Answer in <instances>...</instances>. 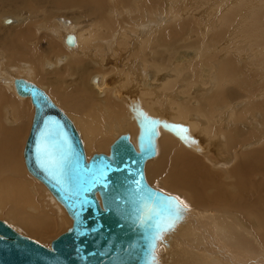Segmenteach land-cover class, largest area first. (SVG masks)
<instances>
[{
  "label": "bare ground",
  "instance_id": "bare-ground-1",
  "mask_svg": "<svg viewBox=\"0 0 264 264\" xmlns=\"http://www.w3.org/2000/svg\"><path fill=\"white\" fill-rule=\"evenodd\" d=\"M163 1L0 0V16L10 12L12 25L17 24L0 26V218L37 237L51 235L68 216L49 188L17 164L33 106L29 96L15 93L13 79L22 76L65 107L87 157L103 151L121 132L135 143L132 103L167 119L168 102L169 120L187 123L197 140L184 141L159 128L156 153L144 164L150 184H165L188 206L183 220L156 247L160 263L171 258L182 264L194 255L195 264H264V248L256 249V241L264 246V45L255 48L248 67L249 61L237 63L248 52L235 55L236 44H229L249 24L258 29L250 36H264V0H254V6L249 0L246 11L216 0L211 6L220 3V9L212 23H203L193 14L197 9L183 3L166 11ZM60 14L77 26L67 28ZM6 18L2 21L9 25ZM68 33L74 37L71 45L65 42ZM184 47H196L206 73L195 66L197 59L172 63ZM226 49L227 58H217ZM131 55L138 59L132 67L135 59L125 62ZM156 84L163 86V99L155 100L161 96ZM230 224L242 234L227 237Z\"/></svg>",
  "mask_w": 264,
  "mask_h": 264
},
{
  "label": "water",
  "instance_id": "water-1",
  "mask_svg": "<svg viewBox=\"0 0 264 264\" xmlns=\"http://www.w3.org/2000/svg\"><path fill=\"white\" fill-rule=\"evenodd\" d=\"M65 42L74 43L71 33ZM13 83L17 94L29 96L34 106L23 149L26 167L63 205L71 224L45 244L0 218V264H159L156 247L188 207L181 205L179 217L165 223L155 215L148 220L142 210L145 192L156 197L157 211L159 201L182 200L150 184L144 164L156 153L159 128L190 142L197 137L188 132L189 125L148 114L132 103L135 143L128 132H121L108 152L87 157L72 120L46 91L22 76Z\"/></svg>",
  "mask_w": 264,
  "mask_h": 264
},
{
  "label": "rangeland",
  "instance_id": "rangeland-1",
  "mask_svg": "<svg viewBox=\"0 0 264 264\" xmlns=\"http://www.w3.org/2000/svg\"><path fill=\"white\" fill-rule=\"evenodd\" d=\"M200 1L201 0H164L163 1V5H164V7H165V9H166V11H170V9H169V6H171V7H174L175 5L176 6H178V7H185V5H188L189 7H192V8H194V9H197V10H195L194 12H193V14L195 13L197 16H199V17H201V19L203 20V23H204V21H206V23H212L211 21H214L215 19L214 18H216L217 16H218V10L220 9V3H217V5H213V6H211L212 4H214L215 3V1L216 0H212V2L211 1H208L207 3H200ZM214 1V2H213ZM218 1V0H217ZM222 1V3H225V4H227V1L228 0H226V2H225V0L223 1V0H221ZM220 1V2H221ZM252 1V5L254 6V4L257 2L256 0V2L254 1V0H251ZM181 2V3H180ZM210 2V3H209ZM237 4H236V3ZM250 1L249 0H229L228 1V5H230L231 6V4L233 5V6H239L240 7V9L243 11H246V10H248V8L251 6L250 5V3H249ZM253 2H254V4H253ZM182 3L183 4H185V5H182ZM239 3H241V4H239ZM246 3V4H245ZM249 3V4H248ZM202 4V5H201ZM208 4H209V6H208ZM224 4V5H225ZM245 4V5H244ZM247 4L249 5V6H247ZM219 6V7H218ZM245 6V7H244ZM180 7V8H181ZM196 7V8H195ZM217 7H218V10H216L217 9ZM242 7V8H241ZM244 7V8H243ZM246 7H248V8H246ZM191 8V9H192ZM200 10H199V9ZM207 10H206V9ZM246 8V9H245ZM237 9H239V8H237ZM240 9H239V11H240ZM192 10H190L189 12H191ZM238 11V10H237ZM236 12L237 14H239L240 12ZM204 12V13H203ZM62 14H60L59 16H58V19H60L61 21V23L62 24H64V25H66L67 26V28H71L72 29V26H77V24H76V22L75 21H73L70 17H67V16H64V15H62ZM201 15V16H200ZM214 16V17H213ZM3 17H7L6 18V20L7 19H9L10 21L7 23V24H9V25H5V22L3 23V21H2V18ZM236 17V16H235ZM14 16L10 13V12H6V11H1V16H0V26L1 27H4V28H14L17 24H14V25H12L13 23H14ZM162 18H167V14L166 13H163L162 14ZM237 18V17H236ZM64 19H65V21H64ZM74 23V24H73ZM233 23H235V21H233L232 22V27H231V25L230 26H228L227 28L229 29L230 27V29H233V28H235V25H233ZM11 24V25H10ZM247 28V29H246ZM250 28V29H249ZM253 29V27H250V24L249 25H247V27H245L244 29H243V32L242 31H240V32H238L239 34L237 35V33H234L233 35L234 36H236V39L235 40H237V39H239V40H237V41H239V42H237L236 41V43L234 42H232V41H230L229 42V44H231V46L232 45H234V44H236L235 46H232L233 48L234 47H237L235 50H233V51H236L235 52V55H245L247 52V55H245V58L244 57H242V56H238L239 58H241L242 57V59H240L237 63L238 64H241V63H243L244 61H249L248 62V64H247V66L249 65V63H251V60H253V58H254V53H255V51H256V49H258V48H260L261 46H263L264 45V36L262 35L261 37L259 36V38L256 36H250L251 34H252V32H253V34H255V30H258V29H255V28H257V27H254V30H252ZM229 29V30H230ZM237 30V29H236ZM235 30V31H236ZM70 32H71V30H69ZM245 33V34H244ZM258 32H256V34H257ZM252 34V35H253ZM239 35H241V36H239ZM249 39V40H253V39H255V40H253V42H249V40H246L247 38L245 37V36ZM193 38H191V39H194V36H192ZM238 37V38H237ZM250 37V38H249ZM230 38V40H232L233 38L232 37H229ZM229 38H227L226 40L227 41H229ZM245 38V39H244ZM262 38V39H261ZM260 39V40H259ZM222 40H224V39H222ZM226 40H224V41H222L223 43H224V45L223 46H225L226 44L225 43H227V41ZM234 40V41H235ZM262 40V41H261ZM226 41V42H225ZM255 41H256V43H255ZM260 41V42H259ZM221 42V41H220ZM221 42V43H222ZM232 42V43H231ZM261 42H263V43H261ZM130 43H132L131 42V38H130ZM237 43H239V45L237 44ZM250 43H252L251 45H250ZM261 43V44H260ZM133 44V43H132ZM65 45H67V44H65ZM238 45V46H237ZM256 45H257V47H256ZM258 45L260 46V47H258ZM254 48H252V47ZM255 46V47H254ZM66 47H68V46H66ZM76 47V46H75ZM75 47H72L71 49H73V48H75ZM241 48L240 50H239V48ZM69 48V47H68ZM256 48V49H255ZM70 49V48H69ZM195 50H196V47H193V48H188L187 49V47L185 48H181L175 55H174V57H173V59H172V63L174 62V64H179V62L182 64V62L184 61V64H187L188 62L186 61L187 59L189 60V59H191V60H193V59H197V60H200L199 62L196 60L195 61V66H197V65H200V66H198V68L197 69H199L200 71H202L201 69H202V67H203V69H205L204 71L205 72H203L202 71V73L204 74V73H206L207 72V70H206V68L208 69V66H206V64L203 62V60H201V59H198L197 57L198 56H196L195 55ZM244 51L246 52V53H244ZM240 52V53H239ZM227 53V54H226ZM189 54V55H188ZM220 54H221V57L219 56V55H217L218 57L217 58H219L220 60H224L223 59V57H225L226 56V58H227V55L229 54V52H227V49L226 50H223L222 52H220ZM246 56H247V58H248V60H247V58H246ZM64 57V55L61 57V58H63ZM191 57V58H190ZM193 57V58H192ZM236 58V57H235ZM131 59L133 60V59H135V60H133L132 61V63L129 65V66H131L132 67V64L133 65H135V61L137 62L138 61V59L136 58V56L135 55H131V56H129V57H127L126 58V60H125V62L126 63H129L130 61H131ZM137 59V60H136ZM218 59V60H219ZM214 60V59H213ZM134 62V63H133ZM178 62V63H177ZM185 62H187V63H185ZM202 65H201V64ZM197 64V65H196ZM203 64H205V66L203 65ZM249 67V66H248ZM189 68V67H188ZM199 71V73L200 74H202L201 72ZM202 74V75H203ZM161 77V76H160ZM174 77V76H173ZM258 77V78H257ZM257 78V79H256ZM260 81V75H258V76H256L255 77V81ZM254 81V82H255ZM152 82V81H151ZM177 85H178V83H176ZM156 95L157 94H161V96L160 97H158V98H156L155 100H158V99H163L164 98V96H165V94H164V90H161V89H163V86L161 87V85H158V84H156ZM183 87H179V89H182ZM197 88L200 90H202V86H197ZM175 89V88H174ZM200 90V91H201ZM163 91V92H162ZM15 93H16V95H17V97H20L19 96V94H17V92H16V90H15ZM154 93V94H155ZM15 95V94H14ZM15 95V96H16ZM49 96H50V93L48 94ZM55 102V101H54ZM56 103V102H55ZM57 104V103H56ZM58 105V107H60L66 114H67V111H66V109H65V107L64 106H62L61 104H57ZM157 110H159V109H157ZM33 112H34V107L32 106V110H31V122H32V116H33ZM168 112H169V114H168ZM166 113V116L167 115H169L168 117H167V120H169L170 119V116L173 114L172 113V111H171V108H170V104H168V102H167V112H165ZM159 114H161V115H163L162 113H159ZM67 115H69V114H67ZM173 116V115H172ZM69 118H70V116H69ZM71 119V118H70ZM72 120V119H71ZM73 122V121H72ZM74 124V123H73ZM137 124V123H136ZM11 126H12V128H13V125L11 124ZM30 126H31V124H30ZM74 126H75V124H74ZM76 127V126H75ZM138 127V126H137ZM77 129V128H76ZM29 130H30V128L28 129V131L27 132H29ZM78 130V129H77ZM128 131V130H127ZM166 131H168V132H171V131H169V130H166ZM26 132V134L24 135V138H23V135H22V137H21V139L24 141L23 143H21L20 144V147H19V149H18V155H17V157L19 158H17V164L21 167V169L23 168L26 172H27V175L28 176H30L31 178H34L35 179V177L28 171V169H27V167H26V164H25V161H24V155H23V149H24V144H25V142H26V136H28L27 134H29V133H27ZM78 132H79V130H78ZM79 135H80V133H79ZM80 137H81V135H80ZM81 140H82V138H81ZM82 142H83V140H82ZM111 143V142H110ZM110 143H108L107 145H106V147H103V152H106V151H108V147H109V144ZM23 144V145H22ZM83 145H84V142H83ZM22 147H23V149H22ZM20 149H22V150H20ZM85 149V148H84ZM86 150V149H85ZM106 150V151H105ZM99 152V150H94L93 152ZM22 152V153H21ZM154 158V157H153ZM0 161H3L4 162V157L2 158V157H0ZM21 163V164H20ZM145 175H146V173H145ZM146 179H147V176H146ZM37 180V179H36ZM39 180V179H38ZM148 180V179H147ZM40 181V180H39ZM37 182V181H36ZM149 182V181H148ZM38 184H40V183H42L45 187H46V190L48 189L47 188V186L43 183V182H41L40 181V183L39 182H37ZM41 185V184H40ZM42 186V185H41ZM157 186H159V188H161V189H163L162 187H164V188H166L168 191H170L166 186H165V184H162V183H160V184H158L157 183ZM162 186V187H161ZM43 187V186H42ZM44 188V187H43ZM49 190V189H48ZM50 191V190H49ZM163 191H165V192H168V191H166L165 189H163ZM175 193H177V190H175L174 191ZM50 193H51V191H50ZM49 192H48V195H51ZM168 193H171V194H173L171 191L170 192H168ZM53 195V194H52ZM55 198V197H54ZM56 199V198H55ZM52 200H53V198H52ZM57 200V199H56ZM184 200V199H183ZM54 202H58V203H60L58 200L57 201H55V200H53ZM184 201H187V200H184ZM56 205H59V204H57V203H55ZM61 204V203H60ZM62 205V204H61ZM60 206V205H59ZM63 206V205H62ZM60 208H62V207H60ZM63 209V208H62ZM66 211V210H65ZM68 214H67V212H66V216H67ZM7 217H5V218H1V219H3L4 221H6L7 222V219H6ZM8 223V222H7ZM230 223V222H229ZM71 224V218H70V216L68 215L67 216V220H64V222H62V223H59L57 226H56V228H55V230H54V232L51 234V235H45V236H37L38 238H40L41 240H39L37 237H35V236H31L30 235V233H27L26 235H28V236H31V237H33V238H35V239H37V240H39L40 242H42V243H45V244H49V241H50V239L51 238H53L54 236H56L59 232H61V231H63L64 229H66L69 225ZM232 225L230 224V226L228 227V230H227V237H228V235L229 234H231L232 236H237L239 233L240 234H242V232H240L239 230H237V229H235L233 226L231 227ZM13 227V226H12ZM16 229V228H15ZM17 230V229H16ZM19 231V230H18ZM56 231V232H55ZM20 232V231H19ZM21 233H23V232H21ZM23 234H25V233H23ZM56 234V235H55ZM44 238V239H43ZM261 248H264V246L263 247H259L258 246V242L256 241V249H257V251L258 250H260ZM195 257L194 255H190V257L188 258V255H187V257H186V261H183L182 262V264H195L194 263V260L195 259H192L193 257ZM162 257V256H161ZM193 260H191V259ZM172 259L171 258H167V259H165V258H163V260H161V263L159 262V264H178V262L180 263L181 261H178V260H176V259H173L172 261H171ZM192 261V262H190V261Z\"/></svg>",
  "mask_w": 264,
  "mask_h": 264
},
{
  "label": "snow or ice",
  "instance_id": "snow-or-ice-1",
  "mask_svg": "<svg viewBox=\"0 0 264 264\" xmlns=\"http://www.w3.org/2000/svg\"><path fill=\"white\" fill-rule=\"evenodd\" d=\"M144 195L147 197V199L142 201V210L148 213V220H151L153 215H155L158 221L165 223L172 220L173 217H179L182 211L181 205L183 206V208L188 207L187 204H185L183 201H180L179 204H175L167 200H162L159 201L160 210L157 211V208L155 207V205L157 204L156 197H154L151 192H145ZM178 199L179 198H177V200Z\"/></svg>",
  "mask_w": 264,
  "mask_h": 264
}]
</instances>
